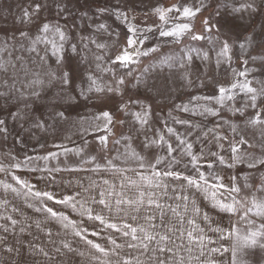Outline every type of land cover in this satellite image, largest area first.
Listing matches in <instances>:
<instances>
[{"label":"snow or ice","instance_id":"1","mask_svg":"<svg viewBox=\"0 0 264 264\" xmlns=\"http://www.w3.org/2000/svg\"><path fill=\"white\" fill-rule=\"evenodd\" d=\"M73 2L74 0H36V2L22 8L21 15L15 18L12 28L0 29V73L6 77L0 81V101H2L0 103V135L5 139L11 134L9 120L12 121L13 125L19 124L21 129H24V123L27 122L32 128L46 131L49 127L69 119L70 111L75 106H79L82 100L96 99L102 105H107L114 96L120 97L117 103V112L132 115L135 122L141 125L148 124L147 118L151 115V104H141L138 96L136 98L129 96L128 99H124V92L121 89V85L125 84L123 77L116 79L115 86L111 84L102 86L90 69L84 67L88 63L87 52H91V46L97 49V52L93 53L96 61L104 59L102 53L109 47L108 43L100 40L97 34H106L112 38L113 43H118L120 36L107 24L98 23L92 28L91 33L88 35L81 34L77 37L73 30L76 27V21L72 18L73 9L71 5ZM116 5L111 9L110 14L123 21L127 25V33L131 35L126 34L124 36L125 46L118 55L110 58V63L120 67H128L129 64L139 62L134 59L135 56H147L157 49L149 47L141 51L148 37L143 35V31L138 30L128 22V11L122 10L119 6L121 0H116ZM208 8L212 9V13L203 21L204 31L213 33L219 40L220 51L218 56H225L230 61L231 56L228 54L233 47H238L241 53L246 54L247 58L253 62L260 61L261 65L264 66V0H215L214 4L210 0H199L197 4L191 6L154 7V14L162 22L161 25L156 26L159 36L179 39L184 34L193 32L188 22L172 25L169 22L179 19L191 21L192 18ZM43 10H52L54 15L52 18L41 17ZM98 12L103 15L109 13L110 10L105 7L99 8ZM173 12L177 14L175 17L169 15ZM256 16L262 18L259 25L255 23ZM84 18V16L80 17L81 20ZM70 20L72 27H69ZM144 31L153 32V27L148 26ZM205 38V36L194 32L191 36L193 40ZM129 49L132 51L129 52ZM14 53H20V55L14 56ZM25 53L31 58L32 64L48 65L49 70L42 74L32 72L26 66L28 61L25 59ZM53 59L56 65L55 70H51L49 65V61ZM188 59L191 60V57L189 56ZM205 59H207V54H205ZM96 67L98 70L101 69L99 63ZM106 71H112V69H106ZM128 74H131V70ZM246 74L247 70L239 73L240 76H246ZM112 75L115 78V71H112ZM139 83L141 81L138 80ZM257 83L259 87L252 86V82L247 80L244 83H233L230 88L219 87V95L215 97L218 107H205L201 113L202 115L208 114L219 117L218 126L222 127L224 124H229L230 136L215 135L213 137L217 142L226 141L228 143L230 155L227 158L211 151L209 155L215 159L203 160V153L200 156L193 154L192 144L179 136H177L178 144L183 146L180 150L165 140L163 135L159 137V141L151 140L144 143L145 148L157 143L167 146L166 157L156 158L154 163L150 162L147 166L151 168V175L140 174L141 180L147 182L148 188L161 190L160 196L151 191L139 190L133 198L126 196L122 191L116 192L115 186L102 189L99 185H95L94 181L87 185L78 181L82 191L58 199L50 192L33 190V186L22 181L19 177H12L21 189H27V192L24 193L25 199L35 197L37 200H41L43 198L46 201L70 207L73 211L78 212L81 217L93 221L96 227H101V231L109 230L118 233L123 238V243H118L117 239H113L109 235L108 240L112 247H103L87 238L86 228L79 229L75 222L69 219L68 215L48 206L46 202L36 208L38 213L44 214V219L35 221V227L45 232L57 255L64 250H67V253H72L75 249L68 242H63L57 247L53 233L47 229L46 222L51 218L61 223L65 229L71 227L75 236L84 240L87 245L95 250V253L100 254L93 257L99 261V264H113L112 256L117 257L115 264H212L206 258H201L206 257L205 241L207 240L209 244L215 243V241L207 237L204 229L197 223L198 217L208 221V214L201 212L200 206L196 204L190 192L185 193L189 189L203 192L206 197L210 198L211 207L214 210L231 215L242 212L241 219L251 223H254V221L249 220L251 216L264 218V198H259L256 195L258 192H264V177L261 178L259 187L245 183L243 187H251L252 193L250 197L242 198L240 197L242 187L235 183L236 176L231 177L233 182L226 185L222 182L223 177L214 175L213 180L215 182H212L204 172L200 171L203 160V165L208 169H215L217 166L232 169L238 165H244L248 169L264 172V102L257 103L258 99L264 98V81ZM236 89L247 96V101L243 107L232 109L233 115L238 113L240 116H244L246 108L253 109L251 115L243 122V127L239 124H231L221 116V109L225 107V100H233V90ZM204 99L212 100L213 97H204ZM40 101L43 103H39ZM21 104H23V108L20 107ZM176 107L180 111L189 112L188 105L182 104ZM133 108L138 110L132 111ZM114 117L115 113L110 110H101L93 116L94 120L103 122V126L97 125L96 130L106 133L99 137L104 147L107 146L108 135L111 134L110 126L114 124ZM119 123L123 124L124 121L121 120ZM179 123L187 122L179 121ZM257 128L259 129L258 132L250 134L248 131ZM167 133L175 134L171 127L167 128ZM116 142L119 143V141ZM70 151L72 150L65 148V153ZM77 154L79 155L80 152ZM56 156L57 154L52 153L43 159H54ZM185 156L189 157L185 166L190 164L198 174L197 176L184 175L179 170V165ZM137 158L141 160L140 168L144 169L146 166L143 163V158ZM13 159L15 158L13 157ZM94 162L95 157L84 158L85 164H93ZM162 163L165 164L163 171L158 167ZM108 164L111 170L119 171L116 165L111 164V161ZM14 167L19 168L20 164H16ZM102 167L100 164H95L90 169L69 170L87 173L100 171ZM4 170L3 166H0V172ZM172 182L180 183L173 184ZM104 184L108 185L109 181L104 180ZM129 185L135 186L136 182L130 180ZM120 187L123 188L124 185L121 184ZM4 188L5 190L10 189L17 195L21 194L11 184H5ZM169 189L172 193L171 196H168ZM164 198L171 199L175 203L167 204ZM95 205L101 206L99 210L94 207ZM32 206V204H28V207ZM142 212L144 213L143 216L140 215ZM0 219L5 220L6 225H8H0L5 232H8L9 227L15 230L18 220L13 216H0ZM129 219L134 223H129ZM141 219L144 223L138 222ZM20 223L19 231L24 232V222L20 221ZM212 231L219 234V239L226 238L224 229L217 227ZM91 235L98 236L100 232L93 231ZM233 236L236 237V243L231 248L213 247L210 251L221 254L231 251L232 259L229 264H236L237 246L243 249L259 248L264 251V224H261L257 230L248 231L244 236L238 235L233 226L228 230L227 238L231 239ZM125 247L133 251L121 256L120 250ZM194 249H198L197 254H194ZM7 251L9 253L19 252V249L10 247ZM38 251L50 264L55 259L44 247L39 248ZM185 252L187 256L183 254ZM79 255L83 256L84 253L81 252Z\"/></svg>","mask_w":264,"mask_h":264},{"label":"rangeland","instance_id":"2","mask_svg":"<svg viewBox=\"0 0 264 264\" xmlns=\"http://www.w3.org/2000/svg\"><path fill=\"white\" fill-rule=\"evenodd\" d=\"M34 2L36 0H0V29L12 28L15 18L21 15L22 8ZM198 2L199 0H121L119 6L122 10L126 9L128 11V22L138 30L143 31V35L148 37L141 51L149 47H154L157 51L147 56H135L134 59L139 61L138 63L129 64L128 67H120L111 64L110 58H114L120 53L125 46L124 36L131 34L127 33V25L123 21L110 14L111 9L117 6L116 0H78V2L74 0L71 7L73 9L72 18L76 21V27L73 30L77 37L81 34L88 35L98 23L107 24L120 36V41L113 43L112 38L106 34H97L98 38L106 41L109 47L102 53L104 59L96 61L93 53L97 52V49L91 46V52H87L88 63L84 67L90 69L102 86L109 84L115 86L116 79L123 77L125 84L121 85V89L124 92V99H128L129 96L133 98L140 97L141 104H151V115L147 118L148 124L146 125L135 122L132 115H125L116 111L120 97L114 96L113 100L107 105H102L96 99L82 100L79 106H75L70 111L69 119L49 127L46 131L32 128L27 122L24 123V129H21L19 124L13 125L12 121L9 120L11 134L6 139L0 135V166L5 169L0 172V216L11 215L18 220V223L15 230L9 227L8 232L0 227V264H50L39 253L38 249L41 247L48 250L55 258L51 264H99V261L93 257L100 254L95 253V250L87 245L84 240L75 236L71 227L65 229L61 223L49 218L46 225L47 229H50L53 233L56 246L59 247L63 242H68L75 249L72 253H67V250H64L61 254H56L45 232L35 227V221L44 219V214L38 213L36 208L45 202L48 206L68 215L69 219L74 221L79 229L86 228L87 238L101 244L103 247H112L108 240L109 235L113 239H117L118 243H123V238L118 233L109 230L101 231V227H96L93 221L81 217L78 212L73 211L70 207L58 205L43 198L41 200H37L35 197L25 199L24 193L27 192V189H21L12 179L13 176L19 177L22 181L33 186V190L50 192L58 199L82 191L78 181H82L85 185L94 181L95 185H99L102 189L115 186L116 192L122 191L126 196L134 198L139 190L145 191L146 189L147 182L141 180L140 174L150 176L151 168L147 167L150 162L154 163L156 158H165L167 155L166 144L157 143L145 148L143 145L146 141H159V137L163 135L165 140L171 142L174 147L180 150L183 146L178 144L177 136H179L192 144L193 154L200 156L203 153V160L215 159L209 155L211 151L222 154L226 158L230 155V148L226 141L217 142L213 139L215 135L230 136L229 124H224L222 127L218 126L220 123L219 117L208 114L202 115L201 113H203L205 107H218L215 97L219 95V87L230 88L231 84L244 83L246 80L251 81L252 86L259 87L257 82L264 81V66L261 65L260 61L253 62L250 58H247L246 54L241 53L238 47H233L228 54L231 56L230 61L225 56H218L220 42L213 33L205 32L203 25L204 19L212 13L211 8L203 10L191 21L179 19L169 22L170 25L188 22L193 32L205 36V39H191L193 32L184 34L179 39L159 36L156 26L161 25L162 22L154 14V7L191 6ZM210 2L214 4L215 0H210ZM105 7L109 8L110 12L101 15L98 9ZM53 15L52 10L41 12V17L48 16L52 18ZM169 15L175 17L177 14L173 12ZM81 16L85 18L81 20ZM261 19L260 16H256L255 23L259 25ZM89 25H92V27H89ZM148 26L153 27V32L144 31ZM16 27H19V25H16ZM69 27H72L71 20L69 21ZM208 37H211V39H208ZM131 51L129 49V52ZM205 54H207V59H205ZM15 55H20V53H14ZM24 55L28 61L26 66L32 72L42 74L44 71L49 70L48 65L32 64L31 58L26 53ZM81 55H84V53H81ZM189 56L191 60L188 59ZM246 59L247 62L245 63ZM98 63L101 65L100 70L96 67ZM49 65L51 70L56 69L54 59L49 61ZM106 69L115 71V78H113L112 71H106ZM129 70H131L130 75L128 74ZM246 70V76L239 75L240 72ZM5 78L4 74L0 73V81ZM138 80L141 83L138 84ZM233 95V100H225V107L221 109V116L229 123L239 124L243 127V122L251 115L253 109L246 108L244 116H240L238 113L233 115L232 109L243 107L247 101V96L239 89L233 90ZM93 96H95V93H93ZM204 97H213V99L206 100ZM261 102H264V98L258 99L257 103L260 104ZM39 103H43V101ZM182 104L188 105L189 112L177 109L176 106ZM20 107L23 108V104ZM101 110H110L115 113L114 124L110 126L111 134L108 135L106 147L99 140V137L106 133L96 130L97 125L103 126V122L93 119V116ZM136 110L138 109H132V111ZM121 120L124 121L123 124L119 123ZM179 121H186L187 123H179ZM169 127L174 130V135L167 133ZM248 131L251 134L258 132L259 129H249ZM17 133H19V136H17ZM116 141H119V143ZM65 148L72 151L65 153ZM77 152H80V154L78 155ZM52 153L57 154L56 158L43 159V157ZM85 157H95V162L85 164ZM137 157L143 158V163L146 166L144 169L140 168L141 160ZM188 159L189 157H184L179 165V170L184 175L197 176L198 174L190 164L187 167L185 166ZM203 160L201 161L200 171L204 172L212 182H215L213 176L219 175L223 177L222 182L227 185L233 182L231 177L236 176L235 183L242 187L240 193L242 198L250 197L252 193L251 187H243L245 183L259 187L261 178L264 177V172L248 169L244 165H238L232 169L223 168L222 166L208 169L203 165ZM109 161H111V164L116 165L119 171L111 170L108 164ZM16 164H20V167H14ZM95 164L102 165V170L87 173L79 170H69L90 169ZM158 167L163 171L165 164L162 163ZM96 173L103 174V177L100 180L89 177ZM20 174H23V176H19ZM104 180H108L109 184L105 185ZM130 180L135 181L136 185H129ZM178 183L173 182V184ZM5 184H11L21 194L17 195L10 189L5 190ZM121 184L124 185L123 188L120 187ZM195 191L189 189L187 192L194 196ZM154 193L160 196L161 190L155 188ZM171 195L169 189L168 196ZM256 195L259 198H264V192H258ZM195 198L196 200L211 202L210 198L206 197L203 192L196 191ZM28 204L33 206L28 207ZM94 207L99 210L101 206L95 205ZM241 215L242 212L234 215L233 220L229 221V229L234 226L240 236L246 235L248 231L257 230L261 224H264V218L251 216L249 220L254 221V223H251L241 219ZM20 221L24 222V232L19 231ZM129 223H132L130 219ZM0 225L8 226L3 219H0ZM93 231L100 232V235H91ZM225 241L228 247L231 248L236 243V237L233 236L231 239L226 237ZM29 245H32V247H29ZM10 247L19 249V252L9 253L7 249ZM132 251V249L125 247L120 250V255L124 256ZM81 252L84 253L83 256L79 255ZM227 253L229 255L227 264H229L232 259L231 251ZM111 259L115 264L117 257L112 256ZM214 260L217 264L218 260L223 259L216 258ZM236 264H264V251L259 248L243 249L237 246Z\"/></svg>","mask_w":264,"mask_h":264},{"label":"crops","instance_id":"3","mask_svg":"<svg viewBox=\"0 0 264 264\" xmlns=\"http://www.w3.org/2000/svg\"><path fill=\"white\" fill-rule=\"evenodd\" d=\"M19 176L22 177L23 174H20ZM89 177L90 178H97L98 180H100V178L103 177V174L96 173V174L91 175ZM145 188H146L145 191L155 192V188H148L147 185H146ZM185 194H188V192H186ZM194 194L195 195L194 196L191 195V197L193 199H195L196 204L198 206H200L201 212L202 213L207 212L208 217H209L208 221H204L202 219V217H198L197 218V223L200 225L201 228L204 229L206 236L207 237H210L212 241H215V243H211V244H209L207 242V240L205 241L206 247L204 248V251H205L206 257H202V258L208 259V261H211L212 264H216V262H215L214 259H216V258H222L223 260H218V263L217 264H227L228 263V258H229L228 253L221 254L219 252L213 253V252L210 251V249L213 248V247H221V246L228 247V244L225 241L226 238L223 239V240L219 239L218 238L219 234L216 233V232H214V231H212V229L217 228V227L224 229L225 234H226V237H227V232H228V229H229V221H232L233 220L234 215L226 214V213H221L218 210H214L211 207V202H209V201H202V200H196V198H195L196 191H195ZM166 203L167 204H174L175 202L174 201H166ZM140 215L143 216L144 213L142 212ZM131 222L134 223L133 221H131ZM138 222L139 223H144V221L142 219L139 220ZM186 227H190V226H186ZM197 253H198V249H194V254H197ZM183 254L185 256H187V253L186 252L183 253Z\"/></svg>","mask_w":264,"mask_h":264}]
</instances>
